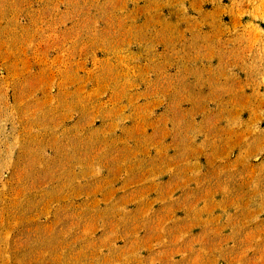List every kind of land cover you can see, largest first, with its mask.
<instances>
[{
	"label": "rangeland",
	"instance_id": "374dc122",
	"mask_svg": "<svg viewBox=\"0 0 264 264\" xmlns=\"http://www.w3.org/2000/svg\"><path fill=\"white\" fill-rule=\"evenodd\" d=\"M0 264H264V0H0Z\"/></svg>",
	"mask_w": 264,
	"mask_h": 264
}]
</instances>
